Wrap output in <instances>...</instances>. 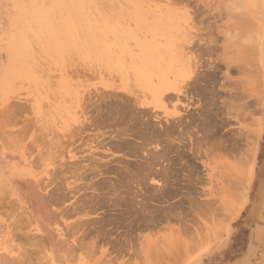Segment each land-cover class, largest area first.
Segmentation results:
<instances>
[{
    "label": "rangeland",
    "instance_id": "obj_1",
    "mask_svg": "<svg viewBox=\"0 0 264 264\" xmlns=\"http://www.w3.org/2000/svg\"><path fill=\"white\" fill-rule=\"evenodd\" d=\"M0 264H264V0H0Z\"/></svg>",
    "mask_w": 264,
    "mask_h": 264
},
{
    "label": "bare ground",
    "instance_id": "obj_2",
    "mask_svg": "<svg viewBox=\"0 0 264 264\" xmlns=\"http://www.w3.org/2000/svg\"><path fill=\"white\" fill-rule=\"evenodd\" d=\"M126 12V11H125ZM80 13V12H79ZM43 15H45L46 16V14L44 13ZM71 20V19H70ZM75 19L73 18V21H74ZM68 21H69V19H68ZM149 21H152V20H149ZM72 22V21H71ZM176 22V21H175ZM180 22V21H179ZM66 24V23H65ZM158 24V23H157ZM64 25V24H63ZM67 25V24H66ZM146 25V24H145ZM136 29V28H135ZM151 31H149L148 33H150ZM97 33H99L100 34V32H98L97 31ZM96 33V34H97ZM94 35H95V33H93ZM121 34V33H120ZM119 34V35H120ZM93 35V36H94ZM123 35V34H122ZM128 35V34H127ZM96 36V35H95ZM94 36V37H95ZM99 36V35H98ZM111 36V35H110ZM142 36V35H141ZM122 37V36H121ZM101 38V37H100ZM100 38H98V40H100ZM143 39V38H142ZM140 40V39H139ZM118 42V41H117ZM58 43V42H57ZM138 44V43H137ZM180 44V43H179ZM140 45V44H139ZM149 45V44H148ZM166 46H167V44H166ZM163 47V46H162ZM106 49V48H105ZM139 49V48H138ZM164 49V48H163ZM140 50H142V52L141 53H139V55H143V59L145 58V61H143V59H141L140 60V62H138L139 61V58L137 57H134L133 56V58H135V60L136 59H138V63H139V65H138V67L137 68H135L134 67V69H135V76H136V80H135V82L137 81V79H138V82L140 83L141 81H144L147 85V87H145L143 84H142V86H144L145 87V89H144V87H143V91H141V93L140 94H135L136 95V97H137V100L141 103V105H147L148 103V99L150 98L151 99V101H150V99H149V101H150V103L149 104H154V106H155V108H157V107H161V106H163L164 107V104L162 105L161 103H163L164 101H165V99H168V97L170 98L171 97V95L169 94L170 92H171V90H174V91H180V87L179 86H176L175 85V83L174 82H176V81H174V82H172V81H170L169 80V73L172 71V69H171V65H170V60H169V55L167 54V51L165 50H163L162 51V49L160 48V47H158V46H156V44H154L153 46H144V48L143 49H140ZM184 50V49H183ZM105 52V51H104ZM126 52H128V51H126ZM139 52V51H138ZM179 53V52H178ZM137 54V56H138V53H136ZM181 54V53H180ZM124 57V56H123ZM84 58V57H83ZM99 58V57H98ZM113 58V57H112ZM189 58V57H188ZM107 59V58H106ZM109 59V58H108ZM124 59V58H123ZM126 59H127V57H126ZM190 59V58H189ZM98 61V60H97ZM96 61V62H97ZM103 61V60H102ZM142 61V62H141ZM99 64V63H98ZM102 65V64H101ZM185 66H188V65H185ZM183 68H184V66H183ZM186 68V67H185ZM190 68V67H189ZM133 69V68H132ZM187 69V68H186ZM176 71V70H175ZM187 71H189V69H187ZM174 72V71H173ZM181 73H182V71H181ZM175 75V74H174ZM183 76V75H182ZM176 77V76H175ZM135 78V77H134ZM177 78V77H176ZM177 80V79H176ZM137 82V83H138ZM138 83V84H139ZM177 83V82H176ZM133 84V83H132ZM141 85V84H140ZM148 85H150L149 87H148ZM136 87V86H135ZM183 87V86H182ZM142 88V87H141ZM129 89V88H128ZM140 90H142V89H140ZM146 91V92H145ZM170 91V92H169ZM168 92V93H167ZM173 92V91H172ZM132 93H134V92H132ZM174 94V93H173ZM118 95V94H117ZM127 96V95H126ZM125 99V98H124ZM172 99V98H171ZM130 101V100H129ZM137 101V102H138ZM171 101V100H170ZM136 102V103H137ZM167 102V101H166ZM127 103V102H126ZM134 103V102H133ZM135 103V104H136ZM169 102H167V104H168ZM116 105V104H115ZM117 105H119L118 103H117ZM136 106V105H135ZM116 107V106H115ZM130 107V106H129ZM132 107V106H131ZM179 107V106H178ZM117 108H118V106H117ZM122 108H124V105L122 104V107H121V109ZM127 108V107H126ZM125 108V111H126V113L127 114H131L130 112H132V111H128V110H132V108L131 109H126ZM115 109V108H114ZM135 109V108H134ZM148 109V108H147ZM115 110H118V109H115ZM122 110H124V109H122ZM134 111V110H133ZM139 112L141 111L142 112V109L141 110H138ZM138 111H137V113H138ZM147 111V110H146ZM150 111V110H149ZM178 111V110H177ZM108 112H111L110 111V108H109V111ZM118 112V111H117ZM129 112V113H128ZM136 111H134V113H135ZM141 112H140V114H141ZM145 112V111H144ZM144 112H142V113H144ZM134 113H132V114H134ZM150 113V112H149ZM137 114L138 116H140V117H143L144 116V118H145V114H147V112L146 113H144V115L143 114ZM151 114V113H150ZM136 115V113H135V116H137ZM154 115V114H153ZM133 116V115H132ZM147 116V115H146ZM151 116L152 115H148V117H147V120H145V122H144V124H143V126H144V129H143V131H145V132H147L146 131V129H148V131L150 132V133H153L154 134V131H152V129H151V124H150V120H151ZM178 118V117H177ZM180 118V117H179ZM132 119V118H131ZM154 120V119H153ZM138 122V121H137ZM171 122V121H170ZM175 122V121H174ZM182 122V121H181ZM134 123V122H133ZM137 124V123H136ZM138 124H139V122H138ZM132 126V125H131ZM135 127H136V125H134ZM133 126V127H134ZM150 127V128H149ZM137 128V127H136ZM139 128V127H138ZM142 128V127H141ZM129 130V129H128ZM140 130V129H139ZM166 130V129H165ZM170 130V129H169ZM155 131H156V133H158L159 132V130L157 131L156 129H155ZM163 131H164V129H163ZM126 132V131H125ZM139 132V131H138ZM137 132V133H138ZM140 132H141V130H140ZM134 133H135V131H134ZM164 133H166V132H164ZM136 134V133H135ZM134 134V135H135ZM139 134V133H138ZM138 134H136V135H138ZM142 134V133H141ZM168 134V133H167ZM153 136V135H152ZM165 136H167V135H165ZM162 137H164V136H162ZM157 138V137H156ZM155 138V139H156ZM159 138V137H158ZM157 138V139H158ZM126 139V138H125ZM147 139V137L146 138H144V139H142V140H146ZM148 139H150V138H148ZM148 139L146 140L147 141V143H149L148 142ZM159 139H161V138H159ZM159 139H158V141H159ZM141 141V140H140ZM161 141V140H160ZM167 142H168V140H167ZM137 143V142H136ZM143 143V142H142ZM144 143H145V141H144ZM143 143V144H144ZM161 143V142H160ZM142 144V145H143ZM146 144V143H145ZM125 145V144H124ZM130 145V144H129ZM134 145H138V144H134ZM133 145V146H134ZM115 146V145H114ZM126 146V145H125ZM132 146V147H133ZM134 147H136V146H134ZM143 147V146H142ZM141 147V148H142ZM157 147V146H156ZM167 147V146H166ZM144 148V147H143ZM123 149V148H122ZM124 149H125V147H124ZM118 150H120V149H118ZM117 150V151H118ZM128 150V149H127ZM138 150H140V148L138 149ZM156 150V149H155ZM161 150V149H160ZM159 150V151H160ZM129 151V150H128ZM145 151V150H144ZM157 151V150H156ZM131 152H132V150H131ZM134 152H139V151H137V150H133V153ZM149 152V151H148ZM155 153V152H154ZM129 154V153H128ZM169 154V153H168ZM138 155V154H137ZM147 155H148V153H147ZM161 155H162V153H161ZM143 156V155H142ZM156 156V155H155ZM154 156V157H155ZM160 158V157H159ZM121 159V158H120ZM156 159H158V157L156 158ZM150 160V159H149ZM150 161H152V160H150ZM155 161V160H154ZM121 162H123V161H121ZM126 162V161H125ZM134 163V162H133ZM144 163V162H143ZM152 162H150V164H151ZM154 163V162H153ZM153 163H152V168H153ZM132 164V163H131ZM131 164H130V166H131ZM149 164V163H148ZM106 165V164H105ZM157 165V164H156ZM142 166H146L145 165V163H144V165H142ZM140 168H141V165L139 166ZM149 167V166H148ZM110 168V167H109ZM151 168V167H150ZM150 168H149V170H150ZM111 169V168H110ZM132 169H134V168H132ZM154 170H155V168H153ZM153 169H151L152 171H150L151 173L154 171ZM104 170H107L106 169V166H105V169ZM109 170V169H108ZM171 170V169H170ZM112 171V170H111ZM157 170H155V172H156ZM160 171V170H159ZM102 173V172H101ZM130 173V172H129ZM163 173V172H162ZM161 173V174H162ZM139 174V173H138ZM155 174V173H154ZM153 174V175H154ZM158 174V173H157ZM160 174V173H159ZM131 175V174H130ZM166 175V174H165ZM128 176V171H126V173H124L123 174V178L124 177H127ZM135 176V175H134ZM111 177V176H110ZM140 177V176H139ZM143 177V176H142ZM111 179V178H110ZM118 179V178H117ZM120 179V178H119ZM113 180V179H112ZM123 181V180H122ZM103 182H105V181H103ZM118 182L120 183L121 181H119L118 180ZM124 182V181H123ZM122 183V182H121ZM105 184V183H104ZM102 185V184H101ZM109 185V184H108ZM117 185V184H116ZM121 185V184H120ZM120 185H118V186H120ZM105 186V185H104ZM122 186V185H121ZM106 187H107V185H106ZM169 187V186H168ZM98 188H99V184H98ZM109 188V187H108ZM103 189H104V187H103ZM118 190H120V188L118 189ZM116 192H118V191H116ZM115 192V193H116ZM120 192V191H119ZM118 192V193H119ZM122 192V191H121ZM132 192H134V191H132ZM154 193V192H153ZM132 199V198H131ZM130 199V200H131ZM123 200V199H122ZM133 201V200H132ZM134 202V201H133ZM137 202V201H136ZM126 203V202H125ZM139 203V202H138ZM147 203V202H146ZM133 204H135V203H133ZM138 205V204H137ZM131 206V205H130ZM136 206V205H135ZM126 212V211H125ZM126 214V213H125ZM138 216V215H137ZM148 216V215H147ZM139 217V216H138ZM133 218V217H132ZM131 218V219H132ZM136 218V217H135ZM141 218V217H140Z\"/></svg>",
    "mask_w": 264,
    "mask_h": 264
}]
</instances>
